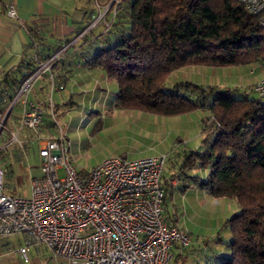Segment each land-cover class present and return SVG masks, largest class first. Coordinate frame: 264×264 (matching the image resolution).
Masks as SVG:
<instances>
[{
	"label": "trees",
	"instance_id": "16d2710c",
	"mask_svg": "<svg viewBox=\"0 0 264 264\" xmlns=\"http://www.w3.org/2000/svg\"><path fill=\"white\" fill-rule=\"evenodd\" d=\"M106 16L111 24L89 66L116 83L114 108L161 117L197 110L209 114L212 129L204 147L185 153L170 176L189 179L213 199L237 205L238 211L224 226L231 236L222 243L230 254L211 256L205 264H264L262 98L234 99L229 90L190 83L164 90L171 73L182 68L264 62V29L258 18L237 6L236 0H114ZM23 78L7 75L0 82L5 94L0 97V114L12 99L6 88L14 95ZM193 170L206 171V176H191ZM164 192L165 204L170 192Z\"/></svg>",
	"mask_w": 264,
	"mask_h": 264
},
{
	"label": "built area",
	"instance_id": "2783aa9c",
	"mask_svg": "<svg viewBox=\"0 0 264 264\" xmlns=\"http://www.w3.org/2000/svg\"><path fill=\"white\" fill-rule=\"evenodd\" d=\"M113 1L108 2L105 13ZM236 4L257 17L264 29V0H236ZM3 12L7 19L18 20L14 6H3ZM102 19H93L85 32ZM110 24H103V34ZM65 50L38 63L29 74L25 72L11 100L10 107L16 101L23 105L19 130L32 132L39 140L40 168L39 175L32 178L28 199L3 192L4 173L0 169V238L24 236L18 253L25 261L30 247L39 245L67 264H170L172 249L182 253L190 237L186 229L169 225L163 215L165 156L108 158L81 173L73 166L71 144L62 129L46 140L39 135L44 108L29 96L34 84L62 60ZM251 91L264 99V75ZM10 107L0 115V137L7 133L5 120ZM17 138L18 133L13 134L9 142L17 143Z\"/></svg>",
	"mask_w": 264,
	"mask_h": 264
},
{
	"label": "crops",
	"instance_id": "0c3cea01",
	"mask_svg": "<svg viewBox=\"0 0 264 264\" xmlns=\"http://www.w3.org/2000/svg\"><path fill=\"white\" fill-rule=\"evenodd\" d=\"M0 1L2 4L0 7V82L7 75L9 77L14 75L16 79L20 80L26 71L32 70L38 63L53 57L59 51L66 48L62 55V60L51 68L48 75H44L34 84V88L29 96L30 101L41 104L44 108V123L41 133H39L42 139L46 140L56 136L52 124L47 121V118L58 106H60L58 105L59 103L66 108V114H71L76 107L75 111L81 115L80 118H84V111L89 109L92 111L97 109L100 113L105 111L112 112L114 110L119 111L114 108L117 95L116 83L112 79H109L102 71L89 66V62L92 61L96 49L101 46L105 38V34H103V24L107 22L109 18L105 13L109 5L108 0H98L97 6L95 0ZM6 5L14 6L18 15V20H10L5 17L3 6ZM100 16L103 17L102 21L93 30L85 32L87 25L93 19ZM262 67H264V65L255 63L249 67L247 74H244L241 70L234 71H240L244 77H247L246 82H251L252 85L264 75ZM211 69L215 70H211V72H209L210 70H200L195 74L194 72L192 73L195 76L198 75L200 78H206L205 82L192 79L194 80L193 82L185 78L179 83H190L202 88L213 87L215 89H221L223 73L217 72L216 69L220 68ZM49 90H53V93H57L60 99L59 103L56 104L52 100L50 101ZM110 91H114V96L112 101L108 102ZM6 95L12 97V99L14 98V95L8 88H6ZM0 97L5 98V94L2 93V90H0ZM68 99H78L80 101V106L75 104L70 107L69 105H71V103H66ZM11 100L5 105V109L10 107ZM0 108L3 109V105H0ZM22 109L23 105L21 101H16L10 107L5 121L7 133L0 137V152L6 153L5 158L2 159L3 165L0 167L4 176L12 171V166L10 165L11 161L20 165L22 162L28 160L31 155H37L38 146L35 138L32 139L29 131L24 129L19 130ZM195 112H199L200 116L194 118L193 122L188 121L184 124L194 123L196 125L194 132H198L203 128H201V121L203 122L204 117H206L204 115H207L208 112L206 110H197ZM184 124L180 126L182 127ZM184 130L185 132H190L188 128H184ZM201 132H199L196 137L189 140L190 142H186V144H193L198 141L194 146L195 149L179 154L180 158L187 152L199 151L204 147L205 139L200 138ZM16 133H18V142L10 143V136ZM190 135L192 136L193 133ZM139 158L146 157L125 159L135 160ZM180 164L181 162L179 165ZM191 174H197L204 178L206 176V171L193 170ZM162 180V187L168 189L170 192L169 194H178L176 199L180 205L184 204L181 193H183V195L187 193L192 196L199 192L200 195H207L204 191L197 189L195 186L190 184L187 185V183H190L188 180L180 181L181 183L176 187L178 192H175L176 190H172V187L169 186L171 185V181H173L171 177H166ZM184 189L187 190L184 191ZM196 201H194L191 206L189 205L193 209L195 208V210L200 207V205H197ZM168 202L167 200L163 206V215L167 223L169 225H180V222H175L170 218ZM180 226L186 229L185 221H183ZM224 240V242H227L230 240V236ZM204 242V240L201 242H194L192 240L181 253L180 257H178L179 254L174 247L171 251L170 264H205L207 262L206 260L211 256L223 257L230 254L229 249L225 247L220 239H217L216 244H212L214 242H209V245H206ZM24 243L25 238L22 235L0 238V264H67L63 258L53 257L46 248L39 245L30 247L26 254L27 261H25L18 253V250L24 246Z\"/></svg>",
	"mask_w": 264,
	"mask_h": 264
},
{
	"label": "rangeland",
	"instance_id": "374dc122",
	"mask_svg": "<svg viewBox=\"0 0 264 264\" xmlns=\"http://www.w3.org/2000/svg\"><path fill=\"white\" fill-rule=\"evenodd\" d=\"M260 64L264 65V62ZM251 65L253 64L216 69L217 72L223 73L221 90H229V95L234 99L259 100L258 96L251 91L254 84L251 85V82H246L247 77H244L240 71H234L241 70L244 74H247ZM200 70H210L209 72H211V70L215 69L209 67H186L176 70L166 80L164 90L168 91L172 85L183 81L185 78L188 81L190 79L194 82L192 79H195V81L205 82L206 78L194 75ZM262 70H264V67H262ZM193 72L194 74H192ZM113 92L110 91L108 102L112 101ZM49 99L56 104L60 102L57 93H53V90H49ZM260 101L264 104V99ZM67 102L71 103L70 107L75 104L80 106L78 99H68L66 100ZM58 105L60 106L53 112V115L50 114L48 116L47 121L52 124L55 135L58 134L59 129L66 133L71 144L70 158L73 166L77 172L81 173L88 172L99 162L108 158L132 159L135 157L163 155L166 159L162 177L173 176L182 159L179 154L194 150V146L198 143V141L193 144H186V142H190L189 140L196 137L201 131L200 138L205 139L209 137L212 129L208 114V116L204 115L206 117H204L203 122L201 121V128L203 127L201 131L194 132L196 129L194 123L184 124L188 121L193 122L194 118L200 116L199 112L175 117H161L135 110L117 109L119 111L100 113L97 109L93 111L89 109L84 111V118H80L81 115L75 111L76 107L71 114H66V108L61 106L60 103ZM181 124H184V126L181 127ZM184 128H188L190 132L192 131L193 135L191 136L190 132H185ZM30 133L32 139L35 138L38 146L37 142L39 140H36V135L32 132ZM39 133H41V130ZM5 155V152H0V167L3 165L2 159L5 158ZM10 165L12 166V171L5 174L3 178V192L13 197L30 198L32 178L39 174V158L37 155H31L28 160L20 165L12 161ZM58 175L62 178L63 172L59 171ZM191 176L195 175L191 174ZM189 182L187 185H192V182ZM179 183H181L179 177H175L169 186L172 187V190L178 192L176 187ZM186 190L184 189V191ZM198 193L192 196L187 193L185 195L181 193L183 205H180L176 199L178 194H170L167 197L170 218L181 224L185 221L190 243L192 240L194 242L204 240L206 245H209V242L216 244L217 239L224 242V239L231 236L227 228L224 227L225 223L227 219L238 211L237 205L232 200H215L210 196ZM194 201L197 202V205H200L196 210L190 207Z\"/></svg>",
	"mask_w": 264,
	"mask_h": 264
}]
</instances>
